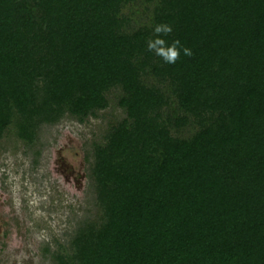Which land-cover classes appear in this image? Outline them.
<instances>
[{"label": "trees", "instance_id": "obj_1", "mask_svg": "<svg viewBox=\"0 0 264 264\" xmlns=\"http://www.w3.org/2000/svg\"><path fill=\"white\" fill-rule=\"evenodd\" d=\"M111 102L52 264H264V0H0V138Z\"/></svg>", "mask_w": 264, "mask_h": 264}, {"label": "rangeland", "instance_id": "obj_2", "mask_svg": "<svg viewBox=\"0 0 264 264\" xmlns=\"http://www.w3.org/2000/svg\"><path fill=\"white\" fill-rule=\"evenodd\" d=\"M109 101H113L109 98ZM121 116L113 102L78 122L41 124L31 142L0 138V264H52L75 230L95 216L91 143Z\"/></svg>", "mask_w": 264, "mask_h": 264}, {"label": "clouds", "instance_id": "obj_3", "mask_svg": "<svg viewBox=\"0 0 264 264\" xmlns=\"http://www.w3.org/2000/svg\"><path fill=\"white\" fill-rule=\"evenodd\" d=\"M172 32V28L168 24H158L154 28L155 38L150 39L147 43V50L154 52L157 56L161 57L164 63L174 64L178 59H180L181 48L180 40L175 39L171 44H167L163 35H168ZM163 34V35H161ZM183 54L186 56H191L192 52L189 48L184 47Z\"/></svg>", "mask_w": 264, "mask_h": 264}]
</instances>
